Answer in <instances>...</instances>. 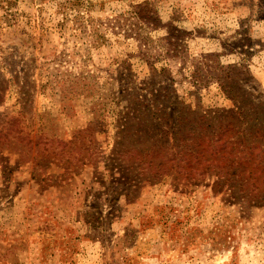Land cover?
Here are the masks:
<instances>
[{
	"label": "rangeland",
	"instance_id": "obj_1",
	"mask_svg": "<svg viewBox=\"0 0 264 264\" xmlns=\"http://www.w3.org/2000/svg\"><path fill=\"white\" fill-rule=\"evenodd\" d=\"M79 1L0 0V264H264V0Z\"/></svg>",
	"mask_w": 264,
	"mask_h": 264
},
{
	"label": "trees",
	"instance_id": "obj_2",
	"mask_svg": "<svg viewBox=\"0 0 264 264\" xmlns=\"http://www.w3.org/2000/svg\"><path fill=\"white\" fill-rule=\"evenodd\" d=\"M75 4H80L79 0H74ZM141 109V108H140ZM142 112L149 113V111H146L145 109H142ZM130 118L127 116H122L121 119L118 121L119 123V133L125 132L127 136H129V122ZM139 122H141L140 129H137L136 132L131 133L130 137L132 138V144L136 146L139 145H146L148 147H161L165 146L164 148L168 150L173 149V155L180 154L182 151H184V155L182 158H186L188 156L194 155L196 157L199 152L195 151L194 148H198L201 146V139L198 134L192 135V137L181 139L183 137H177L178 133L180 132L181 128L179 124L181 123L180 120L173 123L171 125L170 118L168 117H155L154 119H142L140 118ZM135 129V127H133ZM191 130H194V127H191ZM190 130V131H191ZM196 132L197 129H196ZM179 141V142H178ZM211 141V140H210ZM206 141V142H210ZM183 142V147L179 150L174 149L176 146H180ZM213 140L210 142L212 144ZM117 144H120L118 142ZM174 145V147L172 146ZM218 145L213 144V147L211 148V153ZM175 150V151H174ZM215 153V152H213Z\"/></svg>",
	"mask_w": 264,
	"mask_h": 264
}]
</instances>
